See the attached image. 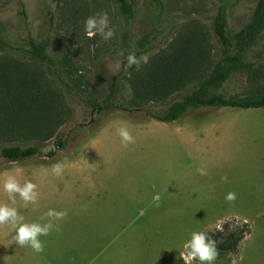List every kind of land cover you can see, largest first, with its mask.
<instances>
[{"label": "rangeland", "instance_id": "374dc122", "mask_svg": "<svg viewBox=\"0 0 264 264\" xmlns=\"http://www.w3.org/2000/svg\"><path fill=\"white\" fill-rule=\"evenodd\" d=\"M132 2L134 16L125 23L112 0H0V67L14 61L34 69L41 89L58 98L49 109V121L56 124L52 136L25 140L38 144L41 154L14 162L0 157V181L13 174L21 184L37 185L36 204L25 206L17 195L12 205L26 221H39L49 208L67 213L39 237L41 253L18 247L10 225L0 226V264H183L180 251L190 233L211 228L214 239L221 219L222 236L242 226L249 233L235 251L220 252L214 264H264V107H197L169 123L145 114L188 92L197 78L137 111L95 108L114 80L120 87L115 100L135 106L131 79L116 78L133 43L148 39L138 56L148 62L140 59L133 68L140 77L184 37L205 42L216 61L221 51L212 21L219 5L225 6L233 34L250 20L256 0ZM101 12L114 29L107 41L84 32V20ZM28 35L47 41L57 65L69 60L82 79L79 96L67 93L48 65L29 59ZM244 59L250 66L232 73L221 94L251 97L264 87V27ZM120 127L134 143H122ZM49 151L54 155L48 157ZM56 163L63 165L59 176L52 172ZM201 167L206 175L197 171ZM228 192L237 194L235 201L225 199ZM0 202L10 203L2 191Z\"/></svg>", "mask_w": 264, "mask_h": 264}, {"label": "trees", "instance_id": "16d2710c", "mask_svg": "<svg viewBox=\"0 0 264 264\" xmlns=\"http://www.w3.org/2000/svg\"><path fill=\"white\" fill-rule=\"evenodd\" d=\"M117 12L125 23L134 16L132 0H112ZM264 27V0H256L251 18L240 29L230 34L227 29V16L224 5H219L212 21V31L220 44V57L211 61L209 48L202 40L184 37L169 54L159 55L149 65L143 76L134 75L133 68H127V59H123L116 78L129 77L134 86L135 106H126L115 100L119 90L118 81H112L109 92L95 107L97 110L118 108L128 112L142 108L146 101H164L172 93L187 82L197 79V83L185 94L172 100L158 110L146 109L145 114L151 118L169 123L179 119L189 109L197 107H231V108H260L264 107V87L251 97H230L219 92L223 83L232 73L250 66L244 57L255 43ZM183 39V38H182ZM193 39V40H191ZM148 39L143 37L133 43L128 51L135 52L138 57L144 50ZM27 56L34 63L48 65L60 85L67 93L79 96L76 87L83 85L81 77L75 76L68 59L64 58L57 65L47 52L46 40L26 37ZM65 74V75H64ZM70 79L73 84L66 81ZM39 78L32 68H25L16 62H10L0 67V157L6 161H19L41 154L40 146L36 143L25 144V140L35 137L49 138L56 124L49 121V109L52 103L58 102L50 90H43ZM89 103H94L88 97ZM137 104V105H136ZM94 107V106H93ZM22 142L21 143H15ZM60 141H58V144ZM55 151H49L48 157ZM249 233V229L240 227L222 236L221 231L215 232L214 240L220 252L235 251L238 243ZM217 237H222L218 241Z\"/></svg>", "mask_w": 264, "mask_h": 264}, {"label": "clouds", "instance_id": "9594fccd", "mask_svg": "<svg viewBox=\"0 0 264 264\" xmlns=\"http://www.w3.org/2000/svg\"><path fill=\"white\" fill-rule=\"evenodd\" d=\"M109 17L107 12L95 13L84 20V32L87 37L100 35L103 40L107 41L114 35V29L109 26ZM127 68L139 63L140 59L144 63L148 62V57L143 56L138 58L135 52H130L127 56ZM118 135L122 143H134V137L130 134L127 128L120 127ZM17 171L19 169L17 168ZM63 171V165L56 163L52 165V172L59 176ZM197 171L201 175H206V170L201 167ZM223 179H227L223 177ZM37 185L30 180H25L22 184L13 174H8L0 181V191L7 194L10 203L0 202V226L10 225L14 230L12 240L18 247H30L36 253L44 251V242L39 238L46 236L56 225V221L61 220L66 216L65 211H57L49 208L39 221H26L25 217L18 211L17 207L12 206L16 204V197L24 202L25 206L29 203L36 204L39 193L36 190ZM237 194L235 192H228L225 196L227 201H235ZM47 218V219H45ZM40 221H44L41 223ZM246 222V221H245ZM224 220H218L215 224V230L222 231ZM211 231V228L208 229ZM205 230H193L190 233V238L184 241L182 250L180 251V259L183 264H193V261H198L199 264H214L219 251L216 246V241L208 235Z\"/></svg>", "mask_w": 264, "mask_h": 264}, {"label": "crops", "instance_id": "0c3cea01", "mask_svg": "<svg viewBox=\"0 0 264 264\" xmlns=\"http://www.w3.org/2000/svg\"><path fill=\"white\" fill-rule=\"evenodd\" d=\"M242 220L246 221V219H244V218H243ZM245 237H247V235H246ZM245 237H244V238H245ZM244 238H243V240H244ZM243 240H242V241H243ZM242 241H241V242H242ZM240 244H241V243H240ZM239 246H240V245H239ZM71 257H73V258H76V256H75V255H73V256L71 255ZM17 261H18V263H20V262H21V257H20V255H19V257H18V260H17Z\"/></svg>", "mask_w": 264, "mask_h": 264}]
</instances>
